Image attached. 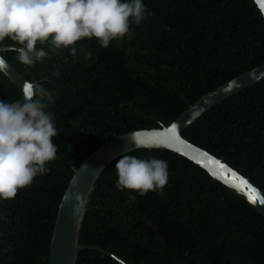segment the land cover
Segmentation results:
<instances>
[{
    "label": "trees",
    "instance_id": "16d2710c",
    "mask_svg": "<svg viewBox=\"0 0 264 264\" xmlns=\"http://www.w3.org/2000/svg\"><path fill=\"white\" fill-rule=\"evenodd\" d=\"M142 2L145 18L107 48L85 39L70 55L37 42L48 54L31 66L19 63L16 51L1 53L18 74L55 97L47 111L57 128V152L46 174L0 201V264H49L61 199L99 147L169 126L189 105L264 64V21L252 0ZM0 47L16 46L5 38ZM20 98L0 72V100ZM182 137L264 192V79L211 108ZM128 155L167 161L162 193L118 190V158L93 187L79 246L101 249L124 264H264V218L247 203L167 150ZM76 264L120 263L82 250Z\"/></svg>",
    "mask_w": 264,
    "mask_h": 264
},
{
    "label": "clouds",
    "instance_id": "9594fccd",
    "mask_svg": "<svg viewBox=\"0 0 264 264\" xmlns=\"http://www.w3.org/2000/svg\"><path fill=\"white\" fill-rule=\"evenodd\" d=\"M145 11L142 0H0V42H14L16 60L31 66L48 54L37 42L51 50L67 49L70 55L77 53L75 43L85 39L94 38L107 48L129 33L130 24L139 25ZM79 51L91 56L82 45ZM23 96V103L0 100V201L14 198L34 177L46 174L45 165L56 159L52 138L57 128L47 111L55 97L38 82H28ZM127 142L135 148L147 146L134 133ZM114 169L117 189L140 196L162 193L168 181L167 161L156 157L124 154Z\"/></svg>",
    "mask_w": 264,
    "mask_h": 264
},
{
    "label": "water",
    "instance_id": "95a60500",
    "mask_svg": "<svg viewBox=\"0 0 264 264\" xmlns=\"http://www.w3.org/2000/svg\"><path fill=\"white\" fill-rule=\"evenodd\" d=\"M264 21V5L261 0H252ZM7 50L15 51V47H0V60L4 68L0 72L21 92L20 102L23 103V89L28 81L18 74L1 56ZM264 79V64L232 81L217 88L189 105L188 109L167 127L154 130H142L117 137L93 152L75 171L59 204L50 245L49 264H76L77 255L82 250L99 251L120 264L122 261L101 249L79 246V233L86 214V206L93 187L112 162L121 155L137 150H162L176 154L203 170L213 181L220 183L234 195L242 199L260 216L264 218V192L252 185L249 179L243 177L224 161L205 150L186 141L182 133L194 124L211 108ZM143 140L146 147L135 148L127 142L130 134Z\"/></svg>",
    "mask_w": 264,
    "mask_h": 264
},
{
    "label": "snow or ice",
    "instance_id": "6c2138e0",
    "mask_svg": "<svg viewBox=\"0 0 264 264\" xmlns=\"http://www.w3.org/2000/svg\"><path fill=\"white\" fill-rule=\"evenodd\" d=\"M261 4L264 5V0H261Z\"/></svg>",
    "mask_w": 264,
    "mask_h": 264
},
{
    "label": "rangeland",
    "instance_id": "374dc122",
    "mask_svg": "<svg viewBox=\"0 0 264 264\" xmlns=\"http://www.w3.org/2000/svg\"><path fill=\"white\" fill-rule=\"evenodd\" d=\"M51 245V244H50Z\"/></svg>",
    "mask_w": 264,
    "mask_h": 264
}]
</instances>
